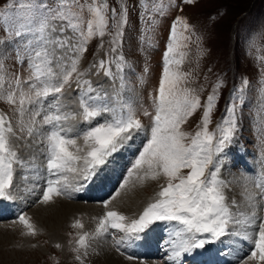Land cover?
Instances as JSON below:
<instances>
[{
	"label": "rangeland",
	"instance_id": "374dc122",
	"mask_svg": "<svg viewBox=\"0 0 264 264\" xmlns=\"http://www.w3.org/2000/svg\"><path fill=\"white\" fill-rule=\"evenodd\" d=\"M21 2L23 0H0V11L16 18L23 11L19 8ZM88 2L91 3V0ZM8 3H14L15 6L11 9L4 8ZM48 3L54 4L55 0H48ZM81 3H85V0H81ZM106 3L108 34L102 38L94 36L87 43V50L79 56L78 73L83 74L80 76V86L76 83L77 74H73L70 85L65 86L59 97L60 114L75 116V119L63 122L62 126L70 129L69 136L84 148L83 134L91 127L111 120L108 113L96 117L91 123L80 117L79 100L88 87L83 81H89L95 90L89 95L95 97L99 94L104 98L107 94L110 107L118 108L121 102L130 103L143 129L134 133L133 138L109 157L108 162L98 168L89 180L82 179L78 173L50 174L43 133L50 131L52 126L40 127L38 124L40 132L28 136L26 131L21 132L19 129L18 103L9 104L0 99V114L6 116L20 137L19 140L14 139L13 144L23 161L22 165H14L12 199L0 198V264H96V261L102 259L97 260L94 256H105L104 251L102 254L103 246H109L110 250L124 260L123 264H169L164 260L166 249L162 256H157L156 253L169 247L170 241L180 239L176 236V231L182 226L177 222L156 221L150 226L146 237L150 233L154 234L153 245L148 252L133 250L143 247L144 240L148 238L135 241L136 243L117 245L116 241L121 239L123 233L116 229H109L108 233L96 239L97 244H101L100 251L94 238L89 239L86 249H74L77 247V234H92L99 219L111 210L110 205L120 194L126 196L127 192L134 195L133 189H137L141 197H146L143 209L132 213L133 220L138 219L143 210L158 199L162 186L167 185L163 176L141 182L136 175L130 176L129 172L139 152L150 139L159 84L165 67V54L168 45L173 43L172 27L178 17L183 18L188 27L176 23L174 51L168 58L182 62L179 65L172 63L169 67L172 71L185 74L180 87L189 90L200 101L194 114L181 125L182 131L189 134V139L185 142L189 143L191 136L202 129L203 114L210 95L216 97L208 125L209 132L214 133L213 144L222 135L218 126H230L225 121L231 117V109L235 106L237 128L234 138L225 150L226 155L221 156L219 161L214 157V162L220 169L218 178L225 183L224 193L231 211L235 214L239 208L245 215L250 214L251 209H247L245 203V186L255 192L259 190L252 187L253 182L264 185V0H193L192 3L186 0H106ZM124 8L127 9L124 34L117 44H113V24L120 20ZM85 17H88L87 11ZM66 35L71 36L72 33L69 31ZM4 40L9 42L2 43ZM19 46L11 42L6 26L0 22V54L5 57L2 62L6 89L7 81L15 76L24 81L30 75L27 59L20 63L16 58V48ZM113 47L115 51H112ZM62 54V50L57 51L58 56ZM74 55L68 53V56ZM101 61H105L104 68L100 67ZM64 63L68 64L70 61L65 58ZM117 64L121 65L122 70L117 68ZM109 68L111 76L105 75ZM53 69L59 71L55 63ZM24 87L27 88V84ZM54 103L55 97L52 96L44 101V113L37 117L38 122L45 113L56 114V107L49 106ZM124 114H127L126 110ZM27 119L26 115L25 120ZM80 154L83 155L84 152ZM83 163L82 160L79 161L77 167L82 168ZM211 170L213 166L209 165V171ZM187 171L183 170L185 174ZM64 177H67L66 181ZM57 179L62 184L67 183V189L60 196L53 194L50 202L43 203L48 181ZM74 192L77 195H72ZM142 199L144 200L141 198V201ZM233 201L236 202L235 206ZM105 202H109L108 207H105ZM68 203L72 216L65 215L63 209L53 207ZM90 210L101 212L98 215L87 214ZM40 211L43 218L37 220ZM21 215L26 216L35 226V235L28 234V229L19 222ZM258 216L264 218V211L258 210ZM236 218L244 219L243 216ZM76 221L84 225L83 229L73 227ZM51 227H56L54 230H58L61 239L51 238ZM229 231L239 234L228 235L221 241L208 245L207 251L200 249L196 252L205 251L207 255L215 257L219 264H244L254 250L258 228L247 223L230 224ZM245 235H249L251 239H245ZM160 238L165 243L159 246ZM151 249H154L152 253ZM186 256L189 255L183 258ZM257 262L259 261H248V264ZM185 263L190 264L191 261L186 259Z\"/></svg>",
	"mask_w": 264,
	"mask_h": 264
},
{
	"label": "snow or ice",
	"instance_id": "6c2138e0",
	"mask_svg": "<svg viewBox=\"0 0 264 264\" xmlns=\"http://www.w3.org/2000/svg\"><path fill=\"white\" fill-rule=\"evenodd\" d=\"M186 2L192 3L193 0ZM14 6V3H8L3 7L11 9ZM19 8L23 11L16 18L0 11V22L6 26L11 42L20 45L16 48V58L20 63L27 59L30 75L24 81L15 76L7 81L6 89L2 62L5 57L0 54V99L9 104L18 103L19 129L21 132L26 131L28 136L39 133L40 127L52 126L50 131L43 133L50 174L78 173L82 179L89 180L98 168L108 162L109 157L133 138L134 133L143 129L130 103L121 102L118 108L110 107L107 94L104 98L99 94L95 97L89 95L95 91L89 81H83L88 87L79 100L80 117L83 121L91 123L96 117L108 113L111 120L91 127L83 134L84 148L78 146L77 140L69 136L70 129L62 126L63 122L75 119V116L60 114L58 105L59 97L63 94L65 86L70 85L73 74H77V85L81 84L80 76L83 74L78 73L79 56L87 50L86 45L94 36L102 38L108 34L106 0H91V3L88 0H85V3H81V0H55L51 5L48 0H23ZM112 13L115 18V9ZM176 23L188 27L183 18L178 17ZM176 23L173 24L171 33L173 43L168 45L165 54V67L159 84L150 139L139 152L129 172L130 176L136 175L141 182L163 176L167 185L162 186L158 199L150 203L138 219L126 222L128 218L117 211L104 213L94 233L77 234V247L74 251L86 249L90 238L106 234L109 229L123 233L121 239L116 241L117 245H121L146 239L147 230L156 221L177 222L182 226L176 231V236L180 239L170 241L168 259L173 264H181L185 255L200 249L207 251L208 245L215 244L228 235L239 234L229 231L230 224L247 223L249 226H257L258 238L254 240V250L244 264H248V261L264 264V218L258 216V210L264 211V185L253 182L252 187L259 190L255 192L245 186V203L246 208L251 209L250 214L245 215L239 208L234 214L224 193L225 183L217 175L220 169L214 162V157L219 161L221 156L226 155L225 150L234 138L237 128L235 106L231 109V117L225 121L230 126H218L222 135L213 144L214 133L209 132L208 125L216 97L210 95L203 114L202 129L191 136L189 143L185 142L189 139V134L182 131L181 125L194 114L200 106V101L198 97L192 96L189 90L180 87L185 74L172 71L169 67L172 63L179 65L182 62L168 58L174 51ZM126 24L127 9L124 8L120 20L113 24V44L120 41ZM69 31L71 36L66 35ZM58 50H62L63 54L58 56ZM115 50L113 47L112 51ZM68 53L75 55L68 56ZM65 58L70 63L65 64ZM54 63L59 68L58 72L53 69ZM100 67H105V61L100 62ZM117 68L122 70L120 64H117ZM105 75H112L110 68L105 71ZM25 84L27 88L24 87ZM50 96L55 97V103L49 106L56 107V114L45 113L38 122L37 117L44 113V101ZM125 110L127 114H124ZM144 114L148 115L147 112ZM14 139L19 140L20 137L6 116L0 114V198L9 200L12 199L14 165L23 164L15 150ZM82 152L83 155L80 154ZM81 160L84 162L83 167L78 168L77 163ZM209 165L213 166V170L209 171ZM184 169L188 170L186 174ZM64 180L66 181L67 177H64ZM67 187V183L62 184L59 179L49 180L42 202H50L53 194L62 195ZM108 203L105 202V207H108ZM232 204L235 206L236 202L233 201ZM237 216H243L244 219H237ZM19 222L28 229V234L35 235V226L26 216H19ZM73 227L83 229L84 225L76 221ZM244 238L251 239L249 235ZM129 259L132 257L129 256Z\"/></svg>",
	"mask_w": 264,
	"mask_h": 264
},
{
	"label": "bare ground",
	"instance_id": "6f19581e",
	"mask_svg": "<svg viewBox=\"0 0 264 264\" xmlns=\"http://www.w3.org/2000/svg\"><path fill=\"white\" fill-rule=\"evenodd\" d=\"M131 147V146H130ZM77 191H78V188L76 189ZM133 191L135 192V194L134 195H130L129 193H127L126 192V194H128V195H126L125 196V194L124 195H119V198H116V200H115V202L114 203H112V205H110L111 207H109L111 210H113V211H117V212H119V213H121L122 215H124V216H126L127 218H128V220L126 221V222H129V221H131V217H132V213H134V212H136V211H139L140 209L142 210L143 209V205H144V203H146L147 202V200H146V197H141V195H140V191L139 190H135V189H133ZM77 195V192H74V194H72V195ZM143 194V193H142ZM84 195V194H83ZM71 196V195H70ZM121 196V197H120ZM141 198H144V200L143 201H141ZM145 201V202H144ZM58 204V203H57ZM54 205L53 207L54 208H58L59 210H62L63 209V212L64 213H66L65 215H68V216H72V214L69 212L70 210H71V207H70V204L68 203V204H65V205H62V206H60V205ZM114 206V207H113ZM76 208V207H75ZM85 208V207H84ZM140 210V211H141ZM110 211V210H109ZM99 212H101V211H93V210H90L89 212H87V214L88 213H91V214H93V213H95V214H99ZM40 214H37V220H40L41 218H43L42 217V212L40 211L39 212ZM134 215V214H133ZM96 218V217H95ZM98 220V219H97ZM49 226V225H48ZM50 226H51V224H50ZM57 226H58V224H57ZM54 228H56V227H51V229H52V231H51V238L52 239H61V235H60V233H58V230H57V232H56V230H54ZM95 229H96V226H95V228H94V230L92 231V233H94L95 232ZM250 233V232H249ZM154 234V233H153ZM153 234H149L148 235V237H146V238H148L146 241L144 240V242H143V247H139V248H134L133 250L135 251L136 250V252H139V253H142V251L143 252H148L149 250V248L151 247V245H153L152 244V242H153V240H152V237H153ZM100 236V235H99ZM99 236H96V237H94V240H95V242H96V245H97V249L99 250L100 248V243L99 244H97V240L99 239ZM150 236V237H149ZM97 239V240H96ZM151 239V240H150ZM93 240V241H94ZM136 243V242H135ZM139 244V242L137 243V245ZM102 246H103V244H102ZM134 246H136L135 244H134ZM103 248V250H102V254H104L105 253V256L104 255H102V257L101 256H94V257H96L97 258V260L99 259V258H101L102 260L101 261H96V264H118V263H121V264H123L122 262H124V260H122L121 258H119L117 255H116V253L113 251V250H110V247L108 246H103L102 247ZM146 249V250H145ZM101 250V249H100ZM99 250V251H100ZM153 250L154 249H151L150 250V252L152 253L153 252ZM103 251H104V253H103ZM86 256V255H85ZM103 256H104V258H103ZM218 257H220V256H218ZM96 258H94V259H96ZM89 259V258H88ZM93 259V258H92ZM219 259V258H218ZM221 259V261H222V258H220ZM220 261V262H221ZM126 262V261H125ZM224 262V261H223ZM95 263V262H94ZM258 264H261V262H257ZM257 263H254V264H257Z\"/></svg>",
	"mask_w": 264,
	"mask_h": 264
}]
</instances>
